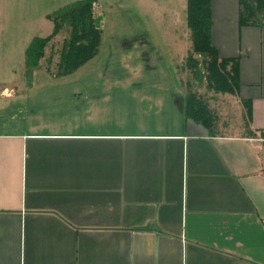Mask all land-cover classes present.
<instances>
[{"label": "crops", "instance_id": "crops-1", "mask_svg": "<svg viewBox=\"0 0 264 264\" xmlns=\"http://www.w3.org/2000/svg\"><path fill=\"white\" fill-rule=\"evenodd\" d=\"M239 10L212 0V42L240 61L238 93L224 95L263 131L264 27L240 26ZM75 112L58 115L90 118ZM81 120L0 132V264H264V137L217 119L180 132Z\"/></svg>", "mask_w": 264, "mask_h": 264}, {"label": "rangeland", "instance_id": "rangeland-1", "mask_svg": "<svg viewBox=\"0 0 264 264\" xmlns=\"http://www.w3.org/2000/svg\"><path fill=\"white\" fill-rule=\"evenodd\" d=\"M74 1L0 0V89L17 94L0 98V132L30 130L31 122L59 119H85L81 122L121 131L180 132L184 116L179 102L193 93L213 111L216 130L225 125L250 133L236 100L209 87L200 63L199 78L190 68L192 55L200 62L204 57L192 50L187 0H96L102 39L92 60L69 75H57L70 31L66 25L45 48L39 66L28 67L26 47L53 28L39 16ZM71 109L76 115L90 112V118L58 115Z\"/></svg>", "mask_w": 264, "mask_h": 264}, {"label": "trees", "instance_id": "trees-1", "mask_svg": "<svg viewBox=\"0 0 264 264\" xmlns=\"http://www.w3.org/2000/svg\"><path fill=\"white\" fill-rule=\"evenodd\" d=\"M96 0H78L63 7L49 18L54 23L53 31L46 37H35L26 50V65L35 68L45 56V48L68 25L69 36L64 40L57 75H69L99 52L102 39L101 19L95 15ZM239 24L264 27V0H239ZM187 24L191 31L193 53L204 57L202 62L194 55L189 59L190 68H194L198 78L205 70L204 77L210 88L220 93H238L240 87V61L238 58H223L212 42V0H187ZM251 112L248 101L244 102ZM184 119L204 125L212 131L216 117L213 111L195 94L179 102ZM250 135L264 137V130L253 131ZM264 144V143H263ZM264 172V170H263Z\"/></svg>", "mask_w": 264, "mask_h": 264}]
</instances>
